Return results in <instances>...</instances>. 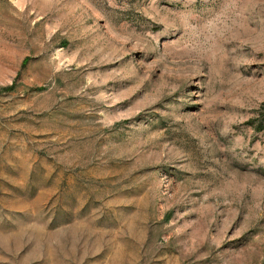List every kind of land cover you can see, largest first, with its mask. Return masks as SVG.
<instances>
[{"label":"rangeland","instance_id":"obj_1","mask_svg":"<svg viewBox=\"0 0 264 264\" xmlns=\"http://www.w3.org/2000/svg\"><path fill=\"white\" fill-rule=\"evenodd\" d=\"M264 0H0V264H264Z\"/></svg>","mask_w":264,"mask_h":264},{"label":"trees","instance_id":"obj_2","mask_svg":"<svg viewBox=\"0 0 264 264\" xmlns=\"http://www.w3.org/2000/svg\"><path fill=\"white\" fill-rule=\"evenodd\" d=\"M254 122H257L255 125V129L258 131L264 130V105L261 106V108L258 111V117L256 120L250 121L248 124H254Z\"/></svg>","mask_w":264,"mask_h":264}]
</instances>
